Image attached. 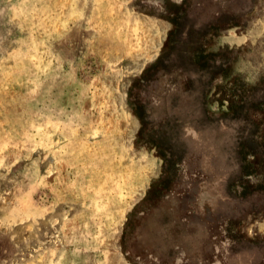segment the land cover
<instances>
[{"label":"rangeland","instance_id":"1","mask_svg":"<svg viewBox=\"0 0 264 264\" xmlns=\"http://www.w3.org/2000/svg\"><path fill=\"white\" fill-rule=\"evenodd\" d=\"M136 1L0 0V264H264V0H172L143 86L174 26Z\"/></svg>","mask_w":264,"mask_h":264},{"label":"trees","instance_id":"2","mask_svg":"<svg viewBox=\"0 0 264 264\" xmlns=\"http://www.w3.org/2000/svg\"><path fill=\"white\" fill-rule=\"evenodd\" d=\"M135 4L139 12L166 20L172 23L174 26V29L170 34V39H168V41L166 42L167 47L165 48L164 53L152 66L145 70L144 74L138 79V83L135 85L143 86L146 81H150L152 75L155 74L154 72H157L159 70L161 71L164 68V65L166 64L164 61H168V59L171 57L175 45L174 42L179 39V35L181 34L182 30L187 32V36L190 38V41L191 38H194L196 36L195 34H193L195 32L193 29V33L189 34V28L192 24V18L196 17L197 13L192 12L191 9H188L189 7L187 6L186 2H184L183 4H177L172 0H137ZM228 16L229 15L221 14L218 18L209 17V19L205 21L206 32L203 31L201 32L202 36H198L197 41L200 44H198L199 46L195 47L194 50L192 49L193 57L191 58L193 60V63L200 71H209L213 66V62L217 60L218 56V53L215 52L205 54V45L207 44L208 46L210 45V43H214L217 38L221 36L223 29H229L232 25H237L236 23H234L237 20L236 15L232 14L229 17ZM133 105L134 109L139 112V117L143 124L142 131H144V127L148 126L145 120V103L141 100L138 101L136 99V101H133ZM150 141L161 152L162 158L167 160L169 155L166 149H164L161 144L158 143L154 138H151ZM244 145L245 144H243L242 146Z\"/></svg>","mask_w":264,"mask_h":264}]
</instances>
